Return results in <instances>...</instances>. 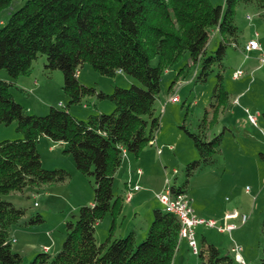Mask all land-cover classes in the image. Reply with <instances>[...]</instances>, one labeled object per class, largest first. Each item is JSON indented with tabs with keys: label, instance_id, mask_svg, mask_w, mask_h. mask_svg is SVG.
I'll use <instances>...</instances> for the list:
<instances>
[{
	"label": "trees",
	"instance_id": "obj_1",
	"mask_svg": "<svg viewBox=\"0 0 264 264\" xmlns=\"http://www.w3.org/2000/svg\"><path fill=\"white\" fill-rule=\"evenodd\" d=\"M20 2L0 24V69L10 80L0 78V124L17 121L22 138L0 142V264H23V257L12 248L11 229L26 214L3 195L45 184L64 182L65 169L43 167L38 150L40 137L66 144L77 169L95 181L94 202L80 207L66 225L60 251L38 253L28 264H173L180 248L181 222L177 215L154 208L153 220L145 239L137 242L133 230L127 236L98 243L96 226L108 212L121 208L115 197V174L123 162V150L136 156L155 139L160 128L156 99L164 73L185 52L194 63L202 61L198 80L207 79L211 63L222 60L228 44L236 41V7L255 3L264 9V0H0V13ZM222 38L216 56L205 57L212 30ZM46 56L49 71L60 69L64 91L70 104L97 94L115 104L111 113H94L86 120L68 108L51 107L43 116L29 112L12 93L15 79L32 72L34 61ZM158 58V64L152 60ZM86 63L103 75L125 72L138 79V85L116 87L113 93L97 92L79 80V69ZM121 71V72H119ZM180 74L170 86V92ZM216 112L229 99L222 77L214 95ZM208 111L194 139L199 159L188 164V175L215 161L223 140L222 133L208 139ZM264 118V112H263ZM175 194L187 193V183L172 186ZM43 221L41 214L31 223ZM264 233V220L262 225ZM201 264H234L230 255L204 237L199 246ZM264 264V253L261 263Z\"/></svg>",
	"mask_w": 264,
	"mask_h": 264
},
{
	"label": "rangeland",
	"instance_id": "obj_2",
	"mask_svg": "<svg viewBox=\"0 0 264 264\" xmlns=\"http://www.w3.org/2000/svg\"><path fill=\"white\" fill-rule=\"evenodd\" d=\"M211 2L218 5L224 4L225 0ZM20 5L15 2L1 12L0 24ZM235 22L238 27L236 41L227 45L222 60L215 59L211 63L206 80H198L202 61L194 63L189 52L164 73L155 104L161 123L155 132L156 144H148L137 156L127 152L123 158L113 185L115 197H120L121 208L114 214L108 212L97 224L98 243L105 242L110 233L112 238H120L133 230L137 242L143 241L153 220L154 208H162L157 194L169 186L180 187L187 183L186 194L198 215L215 219L218 224L226 221L235 224L232 232L220 231L217 227H196L199 246L205 237L222 254L230 255L234 264L261 263L264 253V62L261 61L264 9L255 3H241L236 7ZM221 38L219 30L214 28L205 57L216 56ZM252 39L260 42L262 50L251 51L246 57L243 49ZM46 61V56L40 55L34 61L31 73L14 80V98L30 113L43 116L51 107L68 108L77 118L86 120L94 113L114 111L113 101L97 94L70 104V97L63 89V72L60 69L49 71L45 67ZM152 64H158L157 57ZM239 69L244 73L236 79L234 73ZM179 74V81L170 92V86ZM78 76L83 84L108 94L116 87L129 88L140 83L125 72L103 75L89 63L79 69ZM220 76L229 99L216 112L217 102L213 95ZM0 78L11 79L6 69H0ZM176 92L179 100L170 101L169 97ZM246 109L257 116L259 126L250 122ZM207 111L208 139L222 133L221 150L215 155L214 163L204 164L188 175V164L199 159L194 139L188 132L199 131ZM17 126V121L0 124V142L22 138ZM162 145L163 152L159 154L157 146ZM171 145L173 149L169 148ZM37 146L44 168L65 169L70 175L64 182L3 195L4 199L26 210L11 229L12 248L22 255L23 264H28L44 250L51 254L60 251L67 222L75 219L81 206L92 204L95 196L94 178L77 169L72 154L65 152L66 144L42 136ZM139 169L143 174L139 175ZM128 184L130 187L139 186L130 201L125 197ZM233 211L239 215L226 220L225 215ZM38 214L43 221L31 223L30 219ZM184 240L173 264H201L199 255L194 254ZM237 248H241L242 262L235 257Z\"/></svg>",
	"mask_w": 264,
	"mask_h": 264
},
{
	"label": "built area",
	"instance_id": "obj_3",
	"mask_svg": "<svg viewBox=\"0 0 264 264\" xmlns=\"http://www.w3.org/2000/svg\"><path fill=\"white\" fill-rule=\"evenodd\" d=\"M234 46L238 47V44L234 43ZM253 50H262L261 44L257 39H252L244 46L243 51L245 52L246 57L249 56V52ZM261 61L264 62V53H261ZM121 72V71H119ZM244 71L242 69L237 70L234 73V78H240L243 75ZM170 101L179 100V96L176 93H173L169 97ZM248 113V119L254 126H259L258 118L256 115L251 114L249 109H246ZM150 144L155 145L156 140H152ZM164 146H157L158 153L161 154ZM170 149H173V146H169ZM127 154L126 150H123V156L125 157ZM139 174H142V170H138ZM130 182V181H129ZM128 191L125 195L126 200L130 201L133 198L134 192L139 189V186L130 187L128 184ZM157 199L161 203L164 210L169 211L177 215L181 222V230H180V239H186L189 247L192 249L194 254H199V243L196 237V227L198 226H207V227H217L220 231H229L235 228V224L228 223L226 221L225 224H218L215 219L205 218L198 215L193 207L191 206V200L186 193L175 194L172 190V186L167 187L164 191L157 194ZM239 213L237 211L229 212L225 215L226 220L230 218L237 217ZM246 219V216H243V220ZM241 249V248H239ZM239 249H236V259L239 261H243L242 256L239 252Z\"/></svg>",
	"mask_w": 264,
	"mask_h": 264
},
{
	"label": "crops",
	"instance_id": "obj_4",
	"mask_svg": "<svg viewBox=\"0 0 264 264\" xmlns=\"http://www.w3.org/2000/svg\"><path fill=\"white\" fill-rule=\"evenodd\" d=\"M257 51H259V50H253V52H257ZM155 139H156V137H155ZM151 145H153V144H151ZM162 146H164V145H162ZM162 152H163V150H162ZM142 174H143V171H142ZM139 175H141V174H139ZM188 193V192H187ZM184 240V239H183ZM183 240L181 241V244H180V248L179 249H181V246H182V244H183ZM186 240V239H185ZM184 240V241H185ZM185 243H186V245H188V242H187V240L185 241Z\"/></svg>",
	"mask_w": 264,
	"mask_h": 264
}]
</instances>
